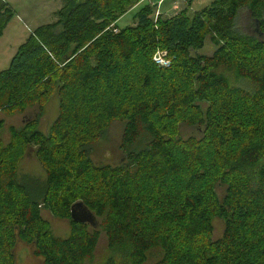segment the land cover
<instances>
[{
	"label": "trees",
	"instance_id": "16d2710c",
	"mask_svg": "<svg viewBox=\"0 0 264 264\" xmlns=\"http://www.w3.org/2000/svg\"><path fill=\"white\" fill-rule=\"evenodd\" d=\"M142 1L62 0L56 20L34 28L0 71V113L37 109L0 136V264H15L17 241L41 264H90L100 232L108 254L99 264H143L156 247L152 264H264V0H212L155 20ZM241 9L255 36L239 32ZM12 16L0 0V37ZM206 38L213 51L198 55ZM156 49L168 68L151 61ZM53 92L57 113L43 134L36 119ZM113 121L126 159L93 164L86 146ZM183 126L197 134L183 136ZM31 146L45 175L34 189L16 177ZM75 202L97 229L70 219ZM41 208L67 220L66 236ZM214 217L222 230L212 239Z\"/></svg>",
	"mask_w": 264,
	"mask_h": 264
},
{
	"label": "rangeland",
	"instance_id": "374dc122",
	"mask_svg": "<svg viewBox=\"0 0 264 264\" xmlns=\"http://www.w3.org/2000/svg\"><path fill=\"white\" fill-rule=\"evenodd\" d=\"M13 13L12 18L7 23L2 31L0 37V71L4 70L10 58L13 56L16 48L24 41L27 35L37 26L49 24L56 20L54 13L62 6V0H4ZM75 2H82L83 0H74ZM212 0H195L190 6H186L182 1L172 4L171 0H165L158 9L153 8L151 17L155 16L157 11L165 13L161 17H170L179 11L186 8V14L190 15L205 6H208ZM141 5V4H140ZM172 5L174 9H171ZM139 8L133 7L122 15L117 21L116 26L121 29L125 26H131L132 16ZM167 13V14H166ZM159 16V17H160ZM236 26L240 33L255 36V30L252 26V21L249 20L245 9L238 11L236 17ZM213 46L206 38L204 45L197 51L198 55L209 56L212 53ZM217 73L225 76L228 81L235 87L249 91L251 89L250 82L245 79H234L231 71L224 67H218ZM41 113L37 117L36 129L41 133L46 134L51 121L57 113V97L53 92L42 103ZM37 109L27 108L22 113H14L6 115L0 113V120L3 122L2 129H0V136L3 141L7 139L8 127H20L25 122L34 120L36 118ZM122 130V122L113 121L106 128L105 132L101 134L94 142L87 147L88 157L93 164H118L125 161V153L120 147V135ZM180 134L196 135L194 128L181 127ZM33 147L25 150V153L18 163L16 169V177L19 181L24 182L30 188H40L44 182V171L36 160L33 152ZM220 194V190L217 188ZM41 216L47 221L51 232L59 237H64L68 234L67 220L52 215L46 208L40 209ZM89 229L98 228V220L95 218L92 221L86 222ZM212 232L211 238H217L222 230L221 219L214 217L211 220ZM13 254L15 264H41L40 259L31 255L30 246L17 241L13 247ZM108 254L106 248V239L102 232L99 233L97 242L93 251V257L90 264H99ZM160 256L159 248H151L146 255V260L143 264H152ZM88 261H86L87 263Z\"/></svg>",
	"mask_w": 264,
	"mask_h": 264
},
{
	"label": "built area",
	"instance_id": "2783aa9c",
	"mask_svg": "<svg viewBox=\"0 0 264 264\" xmlns=\"http://www.w3.org/2000/svg\"><path fill=\"white\" fill-rule=\"evenodd\" d=\"M143 1L146 2L150 7H154V8L156 7V9H157V7L159 6V4L163 0H155V1H152V0H143ZM157 13L158 12L156 11L155 14H154L155 16L154 17L152 16V18L154 20H155L156 16L158 15ZM110 31L112 33H116L117 32V29L116 28H112ZM151 61L157 67H160V68H168L170 66V63H171V58L169 56H167V54L165 53V51L156 49L153 52V54H152Z\"/></svg>",
	"mask_w": 264,
	"mask_h": 264
},
{
	"label": "water",
	"instance_id": "95a60500",
	"mask_svg": "<svg viewBox=\"0 0 264 264\" xmlns=\"http://www.w3.org/2000/svg\"><path fill=\"white\" fill-rule=\"evenodd\" d=\"M69 217L72 221L80 223H90L94 218L93 215L86 209V207L81 206L79 202H75L70 206Z\"/></svg>",
	"mask_w": 264,
	"mask_h": 264
},
{
	"label": "crops",
	"instance_id": "0c3cea01",
	"mask_svg": "<svg viewBox=\"0 0 264 264\" xmlns=\"http://www.w3.org/2000/svg\"><path fill=\"white\" fill-rule=\"evenodd\" d=\"M152 1H155V0H152ZM164 1H165V0H163V1L159 4V6L157 7V9H158L159 7H161V5L164 3ZM171 1H172V4H173V5H174L175 3H178V1H182V2L185 3V5L187 6L185 0H171ZM194 1H195V0H193L188 6H190ZM142 2H144V1H142ZM210 3H211V2H210ZM210 3H209V4H210ZM173 5H172L171 9H174V8H173V7H174ZM188 6H187V7H188ZM153 8H154V7H153ZM184 9H185V8H184ZM163 14H165V13H160V15H163ZM166 14H167V13H166ZM160 15H159V16H160ZM237 15H238V14H237ZM160 17H161V16H160ZM161 18H163V17H161ZM164 18H166V17H164ZM167 18H168V17H167ZM132 23H133V21H132Z\"/></svg>",
	"mask_w": 264,
	"mask_h": 264
},
{
	"label": "bare ground",
	"instance_id": "6f19581e",
	"mask_svg": "<svg viewBox=\"0 0 264 264\" xmlns=\"http://www.w3.org/2000/svg\"><path fill=\"white\" fill-rule=\"evenodd\" d=\"M166 53V52H165Z\"/></svg>",
	"mask_w": 264,
	"mask_h": 264
}]
</instances>
